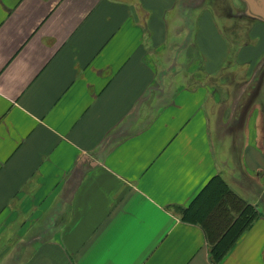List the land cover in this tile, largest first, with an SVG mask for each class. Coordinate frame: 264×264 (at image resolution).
I'll return each instance as SVG.
<instances>
[{"label": "crops", "instance_id": "obj_1", "mask_svg": "<svg viewBox=\"0 0 264 264\" xmlns=\"http://www.w3.org/2000/svg\"><path fill=\"white\" fill-rule=\"evenodd\" d=\"M252 1L0 0V264H211L183 209L219 175L263 212L222 264H264Z\"/></svg>", "mask_w": 264, "mask_h": 264}, {"label": "trees", "instance_id": "obj_2", "mask_svg": "<svg viewBox=\"0 0 264 264\" xmlns=\"http://www.w3.org/2000/svg\"><path fill=\"white\" fill-rule=\"evenodd\" d=\"M206 195L210 198L209 204L198 209ZM183 215L187 220L201 222L210 242L211 264H222L241 236L263 212L237 194L219 175L211 179L189 208L183 209Z\"/></svg>", "mask_w": 264, "mask_h": 264}, {"label": "rangeland", "instance_id": "obj_3", "mask_svg": "<svg viewBox=\"0 0 264 264\" xmlns=\"http://www.w3.org/2000/svg\"><path fill=\"white\" fill-rule=\"evenodd\" d=\"M211 1L214 2V0H211ZM218 5L220 8L226 7L222 2L218 3ZM250 7H252V6H250ZM260 13L262 14L263 12H260ZM263 18H264V14H263ZM254 78H255V76H254ZM237 89H238L237 93H239V96L234 101L235 102V111H236V113L237 112L241 113V112H243V110L245 111L244 114L241 113V116H240V121L243 124L244 123L243 119H245L243 117L245 115L247 116V114H248L247 107L249 106L251 108H255L258 106V102H257L258 100L257 99H258L259 88H257L255 86V81L252 79L251 82H249V83H245V82L240 83L239 88L237 87ZM246 122H247V120L245 121V123ZM208 195H206L202 198V201L200 202L198 209H201V208L205 207L207 204H209L210 198ZM213 214H214V212H213ZM222 227H224V225ZM224 229L225 228H223V230ZM225 234L226 233L224 232L223 236H225Z\"/></svg>", "mask_w": 264, "mask_h": 264}, {"label": "water", "instance_id": "obj_4", "mask_svg": "<svg viewBox=\"0 0 264 264\" xmlns=\"http://www.w3.org/2000/svg\"><path fill=\"white\" fill-rule=\"evenodd\" d=\"M252 2L255 7L264 9V0H253Z\"/></svg>", "mask_w": 264, "mask_h": 264}]
</instances>
